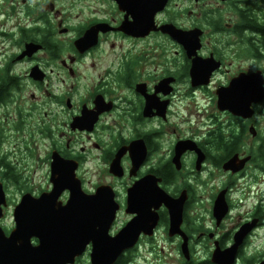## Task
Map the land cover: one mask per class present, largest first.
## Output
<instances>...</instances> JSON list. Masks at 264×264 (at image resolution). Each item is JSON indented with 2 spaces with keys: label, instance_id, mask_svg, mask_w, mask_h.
<instances>
[{
  "label": "flooded vegetation",
  "instance_id": "obj_1",
  "mask_svg": "<svg viewBox=\"0 0 264 264\" xmlns=\"http://www.w3.org/2000/svg\"><path fill=\"white\" fill-rule=\"evenodd\" d=\"M52 176L105 237L152 224L113 264L160 236L181 264L264 260V0H0V264Z\"/></svg>",
  "mask_w": 264,
  "mask_h": 264
},
{
  "label": "water",
  "instance_id": "obj_2",
  "mask_svg": "<svg viewBox=\"0 0 264 264\" xmlns=\"http://www.w3.org/2000/svg\"><path fill=\"white\" fill-rule=\"evenodd\" d=\"M242 86L244 85H239L240 88ZM57 168L58 162L55 160L52 162V171L54 172ZM50 180L53 185L48 192L42 193L38 198L25 195L18 204L20 210H17V216L21 213L23 206L37 208L41 206L40 210L22 213L25 218L17 222V227L10 236L15 240L19 233L24 235L20 246L21 253L25 252L23 264H74L75 258L82 254L83 248L89 240L93 242L90 253L91 264H113L124 249L130 248L135 243L142 229L140 223L147 224L149 229L152 226L149 222L131 221L115 236L105 237V229L96 227L94 223L88 224L83 219L85 212L82 209L83 204L80 202L82 197L74 192L78 186H73L69 182L71 179L66 176H52ZM64 188H69L72 192L65 204H61L58 197ZM163 197L153 198L155 206L165 202L172 209L169 199ZM171 211L170 230L174 232L178 226L180 214L177 209ZM90 214L93 213L90 212ZM31 235L39 236L38 245L31 246L29 242ZM234 258V249L232 248H227L224 251L215 249L211 261L215 264H232ZM259 264H264V260Z\"/></svg>",
  "mask_w": 264,
  "mask_h": 264
},
{
  "label": "rangeland",
  "instance_id": "obj_3",
  "mask_svg": "<svg viewBox=\"0 0 264 264\" xmlns=\"http://www.w3.org/2000/svg\"><path fill=\"white\" fill-rule=\"evenodd\" d=\"M45 183L46 181L42 180V184L45 185ZM257 233H259V236L255 243L258 249L264 251V227L258 228ZM138 253L137 264H181L180 256L175 245L163 240V236H160L156 240L154 239V244L141 247ZM259 262L257 260L254 262H244L243 264H259ZM77 264L89 263L79 261Z\"/></svg>",
  "mask_w": 264,
  "mask_h": 264
},
{
  "label": "bare ground",
  "instance_id": "obj_4",
  "mask_svg": "<svg viewBox=\"0 0 264 264\" xmlns=\"http://www.w3.org/2000/svg\"><path fill=\"white\" fill-rule=\"evenodd\" d=\"M93 202H94V200H93ZM121 235V234H120ZM119 237V236H118Z\"/></svg>",
  "mask_w": 264,
  "mask_h": 264
}]
</instances>
